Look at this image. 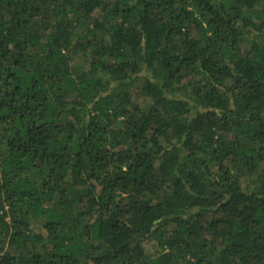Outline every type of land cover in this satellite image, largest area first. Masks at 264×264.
Wrapping results in <instances>:
<instances>
[{
  "label": "trees",
  "instance_id": "16d2710c",
  "mask_svg": "<svg viewBox=\"0 0 264 264\" xmlns=\"http://www.w3.org/2000/svg\"><path fill=\"white\" fill-rule=\"evenodd\" d=\"M0 264H264V0H0Z\"/></svg>",
  "mask_w": 264,
  "mask_h": 264
},
{
  "label": "rangeland",
  "instance_id": "374dc122",
  "mask_svg": "<svg viewBox=\"0 0 264 264\" xmlns=\"http://www.w3.org/2000/svg\"><path fill=\"white\" fill-rule=\"evenodd\" d=\"M155 244H156V242L154 241V243H150L149 245H148V251L150 252V253H154L155 251H156V247H155Z\"/></svg>",
  "mask_w": 264,
  "mask_h": 264
}]
</instances>
